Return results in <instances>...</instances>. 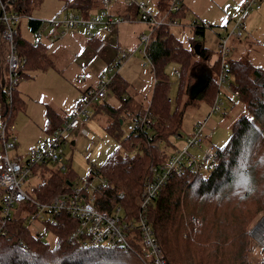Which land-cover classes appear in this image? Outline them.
I'll return each mask as SVG.
<instances>
[{
  "label": "trees",
  "instance_id": "1",
  "mask_svg": "<svg viewBox=\"0 0 264 264\" xmlns=\"http://www.w3.org/2000/svg\"><path fill=\"white\" fill-rule=\"evenodd\" d=\"M37 2L39 0H11V8L27 16V25L32 31L43 22L30 15ZM65 6L87 16L100 6V0H65ZM204 26L203 22L194 20V35L188 45L182 43L169 25L151 29L145 46L153 71L148 106L152 116L148 127L129 129L120 135V108L107 104L113 116L107 128L119 143L97 168L106 178L103 186L95 191L100 208L110 209L119 204L127 216L134 213L143 184L150 176V165L169 153L166 149V145L171 144L169 136L180 133L185 106L198 95L208 102L212 100L215 81L210 70H206L210 76L203 89L193 98L188 95L189 84L203 67L199 57L205 60L211 54L201 38ZM96 36L94 31L91 36L95 37L94 45L99 39ZM14 41L24 56L20 76L23 67L33 69L49 62L44 44L25 38L19 28ZM195 42H198L197 52ZM1 60L0 54V97L4 101ZM169 60L177 62L179 67L173 108L165 70ZM212 67L216 69V60ZM229 68L233 75L232 87L238 90L237 98L245 105L247 113L242 112L231 121L229 137L216 147L214 166L175 172L147 205V217L168 264L250 263L248 225L257 211L264 210V67L248 57L234 56L229 58ZM121 79L114 75L109 89L117 92L123 87ZM46 112L47 123L51 124L57 113L50 106ZM6 113L11 116L10 108L7 112L4 104L2 115ZM32 170L34 179L29 182V190L41 200L66 187L74 178L69 164L62 170L54 163L41 161ZM8 225L7 233L0 234V264H146L136 250L120 245L69 243L65 236L70 220L65 216L50 226L53 243L35 233L23 216L12 217ZM255 264H264V260Z\"/></svg>",
  "mask_w": 264,
  "mask_h": 264
},
{
  "label": "built area",
  "instance_id": "2",
  "mask_svg": "<svg viewBox=\"0 0 264 264\" xmlns=\"http://www.w3.org/2000/svg\"><path fill=\"white\" fill-rule=\"evenodd\" d=\"M109 1L100 0V6L87 16L70 8L56 12L48 20L53 27L57 26V29L49 33V40H55L66 30L79 25L92 34L98 24L116 25L119 20L131 18L121 15L119 19L114 20L106 8ZM123 2L133 5L135 8L133 18L147 22L151 29L161 24L170 26L179 23L175 12L181 8V0H169L162 13L156 12L147 0H123ZM260 3L261 0H242L241 9L234 18L231 30L218 33L214 59L217 61L214 77L215 91L209 108L204 114L195 118L190 131L184 135L174 134L180 138L183 137L182 145H174L163 159L150 165V176L143 184L135 212L129 216L119 204L110 209L100 208L97 205L95 191L106 182L105 176L98 170L94 171L93 175L72 178L66 187H62L47 199L42 200L31 194L28 185L32 180H27V177L29 179L34 176L32 169L41 161L54 163L59 169L65 170L67 163L63 154L64 130L79 127L86 135L92 136L91 131L84 126H78L80 117L89 115V104L106 97L109 83L116 72L111 74L110 69L107 72L101 71L97 75L96 83L87 85L83 89L71 111L61 123L36 138L26 153L16 151V139L9 131L13 124L8 122L7 113L2 115L0 119V234L7 233L8 222L14 216H23L29 227L39 235L47 231L53 233L50 226L57 224L59 219H64L65 216L70 220V227L65 236L69 243L80 246L120 245L126 249L136 250L146 264H168L147 217V205L175 172L214 166L217 146L210 140L212 129H206L207 120L213 111L223 108L225 98L232 99L238 95V90L232 87L233 75L229 68V37L232 34L240 38L241 27L250 10L253 7H260ZM20 18L18 11L11 8V0H0V39L6 45V50L2 55V85L7 112L12 90L20 78V64L24 60V56L19 53L14 41ZM42 25L43 23L35 30L38 35L41 34ZM149 35L150 33L146 34L141 31L137 36L138 43H144L139 50L146 55L152 66L150 56L145 49ZM107 44L106 38L99 37L93 46V52L101 54ZM114 47L116 51L113 64L118 66L130 55V52L122 48L118 41ZM176 73L179 74L177 69ZM121 98L125 99L126 95L122 94ZM148 106L149 101L142 111L130 116L126 122L128 129L142 130L149 126L152 113ZM95 176L99 177L96 183ZM26 180V185H24ZM248 234L260 247L262 251L260 260H264V213L248 228Z\"/></svg>",
  "mask_w": 264,
  "mask_h": 264
},
{
  "label": "rangeland",
  "instance_id": "3",
  "mask_svg": "<svg viewBox=\"0 0 264 264\" xmlns=\"http://www.w3.org/2000/svg\"><path fill=\"white\" fill-rule=\"evenodd\" d=\"M241 2L242 0H181V8L175 12L179 23L170 25V28L182 43L188 45L190 37L194 35V20L203 22L205 25L201 38L205 46L210 49L211 54L205 60L194 55L196 58L199 57L203 66L201 72L198 73L210 70L211 75L215 77V68L210 67V62L215 57L217 35L231 30L234 18L241 9ZM158 3H161L165 9L169 0H159ZM116 5L119 8V13L129 9L130 11H127L131 13V18L119 20L116 25L98 24L93 29L98 37L107 39L108 44L103 48V54L93 52L89 33L81 25L66 30L55 40H47V33L54 28L48 20L56 12L68 8L65 6V0H39L37 4L33 5L30 15L43 19L40 35L28 27L26 15L21 16L19 20L22 36L34 41L42 39L46 43V56L49 62L36 68L33 67V69L23 67V73L12 91L11 101L8 103L11 111L8 122L13 124L9 131L16 139L17 152L26 153L36 138L48 132L62 120V116L71 111L83 89L87 85L96 83L97 75L101 71L107 72L110 69L109 73L116 72L122 78L123 87L117 92L109 89L105 98L88 105L90 113L87 117H80L78 126H84L91 131L92 136L86 135L79 127L68 128L63 132L65 137L63 154L67 165L69 164L74 172V178L93 175L107 154L119 143L116 135L107 128L108 122L113 118L106 108L107 104L117 109L120 108V114L124 120L120 124L119 132L120 135H124L129 131L126 122L131 114L124 113L128 106L123 107L124 100L121 95H127V105L135 100L145 104L148 103L152 92V66L146 55L139 50V47H143L144 43H138L137 36L141 31L146 34L150 33L151 27L147 22L133 18L135 15L133 8L125 4L123 0H110L106 6L114 20L121 17L113 9ZM241 32L240 38L232 34L229 37L230 56L248 57L264 67V0H261L260 7H253L250 10L241 27ZM196 35L198 36V34ZM117 41L122 48L130 52V55L118 66L113 64L116 51L114 46ZM4 50H6V45ZM1 63H3V56ZM176 69H179L177 62L169 60L166 63L167 92L171 108L176 104L178 89ZM104 102L106 104H103ZM209 103L207 98L198 95L193 102L185 106L179 127L181 135L191 130L193 121L200 114L206 112ZM4 104L6 105L5 97L4 101L0 97V119ZM48 106L57 113L51 124L47 123L46 109ZM242 112L247 113L245 105L237 97H233L232 99L225 98L223 108L210 114L206 129H212L210 140L216 146L226 142L231 131V121ZM169 137L171 144L178 146L183 144V137L175 135ZM171 144L166 145L168 152L173 149ZM163 145L165 146L164 142H162ZM33 179L34 177L29 179L27 177L28 181ZM98 180L99 177L95 176V183ZM263 213L264 210L257 211L250 220L248 228ZM42 237L53 243V233L47 231ZM247 245L249 264H255L262 257V251L250 235Z\"/></svg>",
  "mask_w": 264,
  "mask_h": 264
},
{
  "label": "crops",
  "instance_id": "4",
  "mask_svg": "<svg viewBox=\"0 0 264 264\" xmlns=\"http://www.w3.org/2000/svg\"><path fill=\"white\" fill-rule=\"evenodd\" d=\"M148 1V3L154 8V10L156 11V12H161L162 13V11L164 10V7L162 6V4L161 3H158L159 2V0H147ZM158 1V2H157ZM127 5H129L130 7H132L133 8V13L135 14V8H134V6L133 5H131V4H127ZM116 12H117V14H119V15H126V16H129L130 17V15H131V13L129 12L130 10L129 9H127V10H129V11H127V10H125V11H123V12H120L119 13V8H118V6L116 5V6H114V8H113ZM20 26V25H19ZM55 29H57L56 27H54V28H52L48 33H47V35H46V37H47V40H49V38H48V35H49V33L51 32V31H54ZM19 31H20V27H19ZM34 32V31H33ZM93 32H94V30H93ZM92 36V34H89V40H90V44L92 45V47L94 46V40H95V37H91ZM97 37V36H96ZM38 41H40L41 43H43L44 44V48H45V53H46V49H47V46L45 45L46 43L42 40V39H39ZM4 49H5V43L0 39V54H1V57H2V55H3V52H4ZM101 54H103V52L101 53ZM230 57H234V56H230ZM214 59H215V57H214ZM214 59L210 62V67L213 65V63H214ZM108 93V92H107ZM107 96V95H106ZM124 100V105H123V107H127L126 109H125V112L124 113H130L131 115H133L134 113H137V112H139L140 110H141V108H143L146 104H148V103H145V104H143V103H141V101H139V100H135L133 103H131L130 105H127L128 104V101H127V95H126V98L125 99H123ZM147 101V100H146ZM149 101V100H148ZM96 104H99V103H96ZM142 104V105H141ZM140 105V106H139ZM134 106H137V107H134ZM139 106V107H138ZM73 107V106H72ZM131 107H133V108H131ZM119 113H120V110H119ZM122 113V112H121ZM58 114H59V112H58ZM68 115V113L66 114V115H64V116H62L63 118H62V120L66 117ZM62 120H60V121H62ZM124 119H123V117H122V119H120V121L122 122Z\"/></svg>",
  "mask_w": 264,
  "mask_h": 264
},
{
  "label": "water",
  "instance_id": "5",
  "mask_svg": "<svg viewBox=\"0 0 264 264\" xmlns=\"http://www.w3.org/2000/svg\"><path fill=\"white\" fill-rule=\"evenodd\" d=\"M194 49L198 51V42L194 43ZM210 73H200L194 75V80L188 86V95L189 97H195L206 85L209 79Z\"/></svg>",
  "mask_w": 264,
  "mask_h": 264
},
{
  "label": "flooded vegetation",
  "instance_id": "6",
  "mask_svg": "<svg viewBox=\"0 0 264 264\" xmlns=\"http://www.w3.org/2000/svg\"><path fill=\"white\" fill-rule=\"evenodd\" d=\"M195 74L197 75V74H200V73H195Z\"/></svg>",
  "mask_w": 264,
  "mask_h": 264
}]
</instances>
